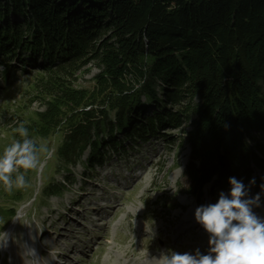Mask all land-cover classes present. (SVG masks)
<instances>
[{"label":"rangeland","instance_id":"1","mask_svg":"<svg viewBox=\"0 0 264 264\" xmlns=\"http://www.w3.org/2000/svg\"><path fill=\"white\" fill-rule=\"evenodd\" d=\"M6 1L0 0V23L10 25L29 20L40 3L64 10L70 7L66 3H72L31 0L32 9L23 13L12 10ZM66 13L59 15L66 19ZM23 55L15 60V68L5 69L0 62V264H13L10 253L1 251L3 245L13 238L20 246L28 228L42 248L52 249L53 238L60 239L61 249L74 244L72 257L54 254L61 264H143L147 260L259 264L255 260H264V162L253 164L249 178H242L236 190L233 183H217L215 173L201 179L198 160L188 166L190 146L184 138L192 127L191 118L178 111L181 125H149V116L168 101L167 86L160 83L154 85L158 98L140 97L139 116H133L126 133L114 130L109 137L104 131V142L98 147L101 161L67 164L71 169L66 170L56 150L68 127L59 124L51 134L48 130L35 133L29 127L35 128L33 120L45 109L37 94L45 95L41 87L46 78L38 67L27 65L23 58L29 56ZM99 70L95 62L87 61L68 78L72 87L89 89ZM250 133L264 152V132L251 129ZM90 150L84 149L82 160ZM257 153L264 159V153ZM189 217L196 222L186 223ZM204 220L207 223L201 226ZM166 254L171 258L166 260Z\"/></svg>","mask_w":264,"mask_h":264},{"label":"trees","instance_id":"2","mask_svg":"<svg viewBox=\"0 0 264 264\" xmlns=\"http://www.w3.org/2000/svg\"><path fill=\"white\" fill-rule=\"evenodd\" d=\"M64 1L77 5L65 2L70 7L64 10L39 2L32 9L31 0H7L12 10L33 13L17 24L0 23L4 68H15L24 53L27 65L45 73L47 97L37 94L45 109L29 127L39 134L68 127L56 150L61 166L101 161L104 131L126 133L139 116L140 97L158 98L154 85L160 83L168 101L149 116V125H181L178 111L191 118L184 138L188 166L198 160L201 179L215 173L217 183L236 190L253 164L263 166L262 144L252 142L250 130L264 132V0ZM87 61L100 68L95 84L72 87L68 77ZM86 147L91 150L82 160Z\"/></svg>","mask_w":264,"mask_h":264},{"label":"bare ground","instance_id":"3","mask_svg":"<svg viewBox=\"0 0 264 264\" xmlns=\"http://www.w3.org/2000/svg\"><path fill=\"white\" fill-rule=\"evenodd\" d=\"M140 175L138 176V178L140 177ZM192 217L185 219L186 223L196 222L193 219L194 217L193 218ZM96 219H99V217H96ZM197 219L199 218H196V220ZM206 223L207 221L204 220L200 222V225L204 226L206 225ZM26 233L27 236L25 237V239H23L22 244L19 243L20 246H17L13 238L12 240L5 241V244L3 245L1 251L3 253L5 251H8L10 253V260L12 261L13 264H61L60 262L61 259L60 258L58 259L54 256L56 252H59L61 255H63L62 257H66V256L72 257V255H70L69 252L71 251L70 248L74 247L73 243L71 245L64 246V249H61L59 248L61 247L62 244L60 243V239L53 238L52 249L42 248L39 243L34 242L32 236V228H28V230H26ZM10 236L11 234L7 236V238H11ZM51 258H53L54 260L52 261ZM164 258H166L167 260L170 259L171 257L166 254ZM257 262L259 264H264V260L258 259ZM117 264H121V263H117ZM143 264H154V260H150V261L147 260ZM155 264H159V263H155Z\"/></svg>","mask_w":264,"mask_h":264}]
</instances>
